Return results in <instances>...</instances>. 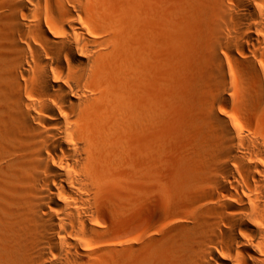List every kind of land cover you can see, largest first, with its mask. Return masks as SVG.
I'll list each match as a JSON object with an SVG mask.
<instances>
[{
  "label": "bare ground",
  "instance_id": "6f19581e",
  "mask_svg": "<svg viewBox=\"0 0 264 264\" xmlns=\"http://www.w3.org/2000/svg\"><path fill=\"white\" fill-rule=\"evenodd\" d=\"M199 1L181 4L201 23L194 54L215 99L200 117L204 158L172 191L153 138L123 164L138 150L132 84L145 56L120 23H92L104 1L0 0V264H264V136L216 103L230 92L264 105V0ZM155 16L168 39L169 9ZM144 114L150 134L152 103ZM156 191L173 201L149 216Z\"/></svg>",
  "mask_w": 264,
  "mask_h": 264
},
{
  "label": "rangeland",
  "instance_id": "374dc122",
  "mask_svg": "<svg viewBox=\"0 0 264 264\" xmlns=\"http://www.w3.org/2000/svg\"><path fill=\"white\" fill-rule=\"evenodd\" d=\"M103 1L105 8L91 14L90 20L95 27L102 22L120 23L128 30L131 49L137 55L145 56L143 61L138 62L140 74L137 80H133L134 85L132 84L133 98L137 101L135 112L140 116L138 122L133 124L140 131L136 138L138 140L135 139L140 150L127 154L123 164H128L127 160L138 163L145 142L153 138L154 158L159 163L157 172L164 175L163 180L166 181L168 189L177 191L185 179L182 171H193L191 162H199L204 158L208 127L200 121V117L206 112L205 98L215 99L211 93V68L205 56L197 57L194 54L196 51L204 52L205 49L201 38L196 34L201 23L194 15L185 17L181 4L183 0H163V4H160L161 0ZM195 2L201 5L199 0ZM163 9H169L171 16L168 39L162 35L158 37V31L156 33L155 15ZM191 45H195V48H191ZM153 50L164 58L161 64L153 63L149 55ZM165 75L169 76V80ZM204 76L209 77L206 83L203 81ZM104 83L101 77L94 81L96 88H101ZM229 95L228 106L227 101L216 100L218 110L229 115V110L232 109V115L239 117L246 127L264 136V105H260L261 108L259 105L255 107L253 103L247 104L242 100L239 107L234 102V96L230 92ZM150 103L154 107V120L152 130L149 129L151 133L146 134L148 129L145 128L144 132L141 124L145 121L144 107ZM116 171L120 176L126 173V169L120 166H116ZM117 184L114 187L119 189ZM171 201L173 198L167 192L156 191L154 205L146 208L145 212L151 216L158 207Z\"/></svg>",
  "mask_w": 264,
  "mask_h": 264
}]
</instances>
